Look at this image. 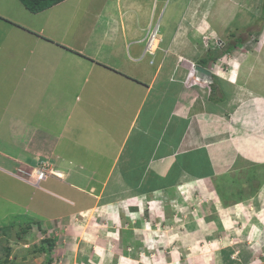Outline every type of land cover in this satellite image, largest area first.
Returning <instances> with one entry per match:
<instances>
[{
	"label": "crops",
	"instance_id": "0c3cea01",
	"mask_svg": "<svg viewBox=\"0 0 264 264\" xmlns=\"http://www.w3.org/2000/svg\"><path fill=\"white\" fill-rule=\"evenodd\" d=\"M172 1L62 0L33 11L0 0V264L31 258L17 225L52 243L73 239L79 221L83 235L102 219L123 228L129 199L135 210L146 198L142 210L154 219L148 205L167 203L170 217L167 205L182 204L183 192L204 193L206 202L189 196L183 208L211 218V209L224 208L214 180L236 185L244 167L264 163V94L251 84L264 82V30L259 59L240 65L226 56L228 78L214 71L209 91L189 87V61H213L199 40L210 35L216 50L218 27L197 10L201 0ZM231 2L218 0L213 17L227 16ZM155 26L161 42L150 46ZM184 26L193 29L180 36ZM42 163L57 174L36 182L32 171ZM258 240L263 247L246 252L247 264H264L252 259L264 258L263 233Z\"/></svg>",
	"mask_w": 264,
	"mask_h": 264
},
{
	"label": "rangeland",
	"instance_id": "374dc122",
	"mask_svg": "<svg viewBox=\"0 0 264 264\" xmlns=\"http://www.w3.org/2000/svg\"><path fill=\"white\" fill-rule=\"evenodd\" d=\"M96 1L94 0V2ZM210 1L201 0L197 10L202 12L205 10L207 13L205 20L218 27V32L215 34V40L217 37L216 50L209 46L210 35H204V38L202 36L198 48L204 56L208 55L213 58L208 67L215 73L218 72L217 75L228 78L229 67L226 61L224 64L220 61L222 58L227 56L242 65L247 57H252L255 54L261 55L258 47L263 35L264 0H233L229 4L231 7L229 14L224 17L218 15L215 18L213 17V10L218 4V0ZM189 3L187 1V6ZM1 8L0 4V10ZM185 10L183 9L181 16ZM200 16L202 17L203 14ZM154 24L156 25L157 21ZM192 29L193 27L184 26L180 36H187L188 31ZM158 32L156 37L160 43V33ZM236 37L242 39H237V42L239 45L242 43L243 45L230 49L229 55H227L226 49L230 42H235ZM146 42L148 43V37ZM262 52L264 53V48ZM254 57L259 59L257 55ZM182 60L185 61L186 57H181L178 61L182 62ZM190 61L193 62L194 60ZM187 73H189V69ZM254 78L252 77V79ZM255 79L253 81L257 82ZM251 84L253 91L262 90L264 94V82L262 80L259 83L251 82ZM205 88L209 91L210 86L205 85ZM212 90L213 88L209 95ZM242 171V176L236 180V185L229 177L220 176L214 180L213 191L217 200H221L224 208L214 207L211 209V212L215 214L211 218L201 208V215L199 209L196 211L193 208L188 209L190 213L192 212V216L195 213L194 220L191 214L187 216L188 211L183 208L187 204L185 199L188 200L190 196L189 200H191L194 196L183 192L182 204L175 201L167 205V207L170 205L174 207V214L172 215L174 217H169V213L163 214L167 203L165 206L163 204L162 208L161 203L156 204L154 202L153 205H148V209L152 211L155 218H148L145 212L147 208L142 210L141 207H146V198L143 204H137L139 209L135 210H130L131 204L134 203L129 199L125 203L126 207H124L128 217L125 216V223L124 220L122 221L123 228H120L119 224L117 226V224L114 225L110 221L102 219L93 223L94 228L87 226V234L83 235L82 222L79 221L75 224V232L72 233L73 239L71 236L60 235L55 242L53 241L51 250L48 242L49 239H52L51 237L49 238L44 234L41 236L39 231H35L36 233L33 235L31 227L27 224L17 225L16 230L19 229V234H22L26 239L23 240L27 246L26 255L31 254V258L25 259L23 264H247L251 259L245 257L246 252L254 253L263 247L258 237L260 238L262 233L264 234V225L260 227L258 224H264V163L252 162L251 167H244ZM258 193H260L259 196H257ZM206 197L204 193L195 195L193 204L201 205L206 202ZM251 197H257V199L256 204L249 208L247 203ZM233 200L237 201L232 203ZM205 216L207 220H205ZM127 218L130 220H126ZM194 221L196 224L189 226ZM102 227L105 228L104 232L101 231ZM29 229L28 235L24 236ZM210 229L213 231L208 234ZM173 231L177 233V239L171 238L170 232ZM11 234L14 235V232ZM171 235L174 236V234ZM195 235L197 236L196 240ZM41 237V241L34 243L35 239ZM249 237H251L250 240ZM41 247H44L45 251H42ZM3 252L7 255L6 250ZM262 254L260 253V255ZM5 255L2 259L6 257ZM252 259L255 261L264 260L262 256L259 257L258 255L253 256Z\"/></svg>",
	"mask_w": 264,
	"mask_h": 264
},
{
	"label": "built area",
	"instance_id": "2783aa9c",
	"mask_svg": "<svg viewBox=\"0 0 264 264\" xmlns=\"http://www.w3.org/2000/svg\"><path fill=\"white\" fill-rule=\"evenodd\" d=\"M157 32H158V27L157 26L153 27L150 36H147L148 44H150V46H152L154 41L156 40ZM191 69L192 70L189 72V76L185 82L187 86L191 87L195 84H203V83L208 84L207 82H202L199 78H195L194 80L190 79V76H192L194 72V63H192ZM50 174H57V173L52 169H48L46 163H42L40 167L35 168L32 171L33 178H35L36 182H40L41 180L47 178V176H49Z\"/></svg>",
	"mask_w": 264,
	"mask_h": 264
},
{
	"label": "trees",
	"instance_id": "16d2710c",
	"mask_svg": "<svg viewBox=\"0 0 264 264\" xmlns=\"http://www.w3.org/2000/svg\"><path fill=\"white\" fill-rule=\"evenodd\" d=\"M28 8H30L31 10L33 11H39V10H42V9H45L59 1H62V0H21ZM238 40H241V39H238ZM237 40V37H236V41ZM236 45V43H231L230 46L227 47L226 49V52L229 51L230 49H232L234 46ZM26 230V229H24ZM49 242V249L51 250L53 248V243L48 240ZM42 251H45V248L44 247H41Z\"/></svg>",
	"mask_w": 264,
	"mask_h": 264
},
{
	"label": "water",
	"instance_id": "95a60500",
	"mask_svg": "<svg viewBox=\"0 0 264 264\" xmlns=\"http://www.w3.org/2000/svg\"><path fill=\"white\" fill-rule=\"evenodd\" d=\"M195 69L196 74L200 79L207 80L211 83L214 81L213 71L209 67L202 64H197Z\"/></svg>",
	"mask_w": 264,
	"mask_h": 264
},
{
	"label": "clouds",
	"instance_id": "9594fccd",
	"mask_svg": "<svg viewBox=\"0 0 264 264\" xmlns=\"http://www.w3.org/2000/svg\"><path fill=\"white\" fill-rule=\"evenodd\" d=\"M156 27V26H155ZM263 30H264V27H263ZM263 30H262V32H263ZM264 33V32H263ZM237 39H238V37H237ZM242 40V39H241ZM222 43V42H221ZM231 43H233V42H230V44ZM236 43V45L233 47V48H235L237 45H238V42L236 41V39H235V42H234V44ZM230 44L228 45V46H230ZM222 45H223V43H222ZM241 46V45H240ZM229 51H227L226 53H228ZM192 63H194V72H193V75L192 76H190V79H195V78H199L198 76H197V74H196V69H195V67H196V65L197 64H200V63H198L197 61H193V62H191V61H189V72L192 70L191 68H192ZM203 64V63H202ZM206 66V65H205ZM208 67V66H207ZM210 68V67H209ZM211 69V68H210ZM213 71V70H212ZM188 76H189V73H187V78H188ZM213 77H214V71H213ZM200 79V78H199ZM214 79H215V77H214ZM202 82H207L208 84L207 85H209V84H213V82L211 83V82H209V81H207V80H202V79H200ZM186 82V81H185ZM187 85V84H186ZM38 168V167H37ZM34 170V169H33ZM48 177V176H47ZM46 179V178H45ZM44 180V179H43Z\"/></svg>",
	"mask_w": 264,
	"mask_h": 264
}]
</instances>
